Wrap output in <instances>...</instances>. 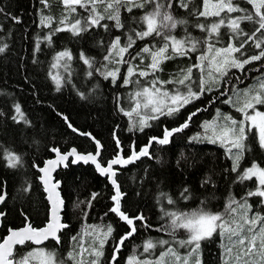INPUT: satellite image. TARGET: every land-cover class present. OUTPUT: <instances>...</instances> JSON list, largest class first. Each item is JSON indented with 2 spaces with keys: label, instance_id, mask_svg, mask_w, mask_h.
Instances as JSON below:
<instances>
[{
  "label": "trees",
  "instance_id": "obj_1",
  "mask_svg": "<svg viewBox=\"0 0 264 264\" xmlns=\"http://www.w3.org/2000/svg\"><path fill=\"white\" fill-rule=\"evenodd\" d=\"M136 2L143 3L144 0ZM155 2L171 3L172 7L165 10L171 12L177 21H185L170 29V36L178 40L190 37L199 43L195 51L186 46V55H175L169 50L171 58L163 60L160 71L149 72V75L159 74L162 78H169L191 68L194 81H198L200 71L193 65L201 61L199 57L205 56L208 44L226 47L233 35L227 23L221 26L218 34L211 36L198 25H204L207 29L221 18L227 20L249 13L254 15L255 11L246 0H233V4L242 11H225L221 16H200L198 13L204 11V0H149L143 8L132 7L131 4L120 6L124 24L122 29L115 28L114 21L105 19L101 23L109 25L107 31L104 27H92L74 36L70 31L55 29L64 27L61 21L65 16L68 23H74L77 19H86L89 10L77 6L75 13L68 14L61 0H47V7L41 0H0V47L4 48L0 52V192L4 189L6 194L1 235L7 231V226H20L26 219L34 226H41L46 221L48 206L35 165H40L51 156L52 147L64 150L75 146L81 151L94 150V143L75 130L89 132L100 141L102 149L99 160L105 163L116 154V140L126 156L130 152V145L138 149L149 138L161 137L165 128H179L185 121H188V126L173 133L168 144L153 142L149 155L118 170L116 181L123 193L122 210L130 217L143 219L135 220L136 231L121 244L115 261L112 258L116 241L128 231V227L110 211L111 187L89 164L68 163L56 172L64 198L62 216L67 227L59 232V242L45 244L48 249L45 248L54 253L55 260L59 255L57 259L61 258L62 264H78L76 257L83 240L87 243L96 241L92 235L94 230L111 226V235L97 264H128L125 258L130 254V248L138 249L148 240L156 244L154 254L157 249L164 248L156 243L160 240L168 241L167 246L175 249L178 255L189 254V248L194 245L181 246L178 243L179 240H186L188 234L186 229L173 228L169 213L190 214L203 210L217 212L221 218H226L230 207L236 206L238 209L243 204L241 201L247 200L254 207L253 210L260 211V217L264 216V203L261 201H264V197L247 195L254 192L255 180L239 179L240 168L252 161L264 167V150L256 140L254 131L246 133V150L235 172L232 171L233 160L220 144L193 139L203 120L212 119L219 109L226 107L224 100L234 87L249 84L264 75V58L246 64L243 69L228 70L218 87L204 91L198 99L184 105L173 115H157V119L149 121L148 126L141 130L131 128L125 115L128 85L124 82L123 74L128 63H122V69L121 63L117 65L119 72L115 81L111 77L105 78V64L109 70L114 69L115 66H112L116 64L103 59L108 44L115 36H120L122 43L127 42L129 35L135 39V44L126 55V60L132 65L143 55L149 56L145 53L135 60L130 59L145 46L155 50L157 47H152L154 42L164 45L162 35L153 34L143 39L134 35V31L145 28L140 18L153 10ZM217 2L208 1L210 5ZM182 3H187L188 7H181ZM128 8H132L131 12ZM97 10L104 13V5H98ZM42 17H51V22L42 24ZM256 27L252 21H241V28L247 34H251ZM49 36L50 41L45 39ZM101 41L103 46L100 45ZM233 42L238 46L236 40ZM65 49L72 53V59L63 60L62 68L65 64L69 67L58 73L61 78L58 88L53 79L52 65L56 54ZM81 52L94 58L91 67L80 59ZM243 52L255 55L259 49L250 41ZM196 92H199L198 88ZM16 105L20 107V114L16 112ZM256 107L264 110V104H257ZM192 113L196 114L188 120ZM9 152L20 157L16 167L8 165L6 153ZM93 193L96 194L95 198ZM169 199L172 203H169ZM251 210L247 209L246 214L251 216ZM222 236L224 234L216 230L212 236L200 241V264H226L228 261L234 264L233 260L228 259L233 255L226 251ZM31 247L30 244L17 247L14 252L16 262L21 261V250ZM69 253H72L71 258Z\"/></svg>",
  "mask_w": 264,
  "mask_h": 264
},
{
  "label": "snow or ice",
  "instance_id": "obj_2",
  "mask_svg": "<svg viewBox=\"0 0 264 264\" xmlns=\"http://www.w3.org/2000/svg\"><path fill=\"white\" fill-rule=\"evenodd\" d=\"M45 4V7L48 6L47 0H41ZM64 5L65 11L68 14L75 13L77 11V6L80 8H85L89 10V15L86 19L75 20L74 23H68V17L65 16L61 21V24L64 25L62 28H57L55 31H70L74 36L79 35L82 32L88 31L92 27H104L107 31L109 25L102 24L101 22L105 19L114 21V27L117 29L124 28V24L121 21L120 16V6L123 4H131L132 7L143 8L145 3H148L149 0H144L143 3H137L136 0H61ZM248 3L253 5L254 15L252 13L236 16L234 18H221L218 23H214L210 28L205 29L204 25H198L202 30H206L212 34H218L222 25L227 23V27L230 29L233 34L229 38V42L226 47L215 49L216 55L208 61L209 68L213 69L215 73L224 75L227 72V69L230 67L243 69L246 64H249L252 61H259L264 58V0H248ZM104 5V13H101L97 10L98 5ZM205 10L198 13L200 16H221L222 12L233 13L242 11L239 7L233 4V0H218V3L213 5L214 11H208V0H204ZM171 3L165 5L161 2H155V7L151 12H146L140 20L145 26L143 31H134V35L138 39H143L145 37L152 36L153 34L157 36L163 35V29H175L178 23H185V21H177L171 14V12L165 10L166 8H171ZM181 7L187 8V3H182ZM132 8H128V11L131 12ZM51 17H42L41 23L47 25L51 22ZM241 21H252L257 25L254 31L251 34H247L241 28ZM257 34H261L258 36ZM243 37V39H240ZM45 39L51 40V36L46 37ZM163 39L165 41L162 47H158L155 50L145 46L136 54L135 57H130L131 60H135L137 57L142 54H148L151 57V63L148 64V71L139 70V75L144 77L149 75V72L155 73L160 71V65L163 60L170 59L168 55L169 50L175 55H186V46L191 51H195L198 46V41L192 40L190 37L185 40H178L175 36L164 35ZM236 40L238 42L234 43ZM253 42L256 49H259L258 54L248 56L247 58L240 59L236 54L242 53V50L245 48V45L249 42ZM135 39L132 35H129L126 43H122L120 36H115L107 46V54L103 57L106 62L114 63H128V73L124 79L125 84L129 83V77H131L136 71V67L132 65L129 61L125 59V54L129 53V49L135 44ZM100 45L103 46V41L100 42ZM208 48L211 51L213 45L208 44ZM4 51L3 47H0V52ZM57 62L61 60H71L72 53L65 49L64 51L58 52L55 57ZM80 59L89 67L93 65L94 58L86 56L84 52L80 53ZM198 59L204 61L207 59L206 56H201ZM57 65L54 64L53 67ZM65 69H68V65H64ZM193 67H201V64H195ZM191 68L187 70L186 73H182L183 78L176 81H159L160 84L164 83H178L179 85H185L187 81L191 79ZM119 72L118 68L108 69L107 64L104 66V75L107 79L111 77L115 81L117 74ZM91 75V72H89ZM209 80H205L201 77L200 80V90L199 92L192 91L191 87L188 88L186 93H182L177 90L174 93H170L166 90L156 87L158 83L157 80L152 81L151 88L145 87L142 91L137 92L135 95L137 97H144V108H150L151 112L159 115H173L178 112L180 108L184 105L191 103L192 100L198 99L205 90L211 91L210 87L206 85L211 81L215 82V77L213 76V71L208 73ZM56 81L57 87L59 88L61 84V78L59 76L53 77ZM244 99L237 100L236 102L240 104L237 108V111L244 114V118L240 121L235 120L231 115H224L222 117L223 123L217 124L215 122H205L203 127L208 130L211 129L214 140L212 137L209 139L212 142L219 141L223 145H227L228 151L233 159L232 171H237L240 166V161L243 158V154L246 150V124L250 122L251 126L258 130L259 136V145L261 148H264V112L255 111V105L264 104V82L259 84V88L256 90L246 89L243 93ZM232 102L231 98L225 103ZM140 107V104L137 103V108ZM252 109L253 114H249L248 110ZM135 111V109H134ZM199 111V109L197 110ZM16 112L20 114L21 110L19 105H16ZM196 113L190 114L188 120H191L192 116ZM22 115V114H21ZM218 110V117H219ZM157 115L145 116L140 120L141 128L148 126V120L157 119ZM67 119V118H65ZM188 126V121H185L179 128H173L171 130L165 128L162 137H152L149 140V144L141 148L139 152H136L135 149L132 151V155L126 159L121 157L119 154L108 161L107 167L101 166L97 161V156L100 152V144L97 141V152L95 154L88 153L86 155L78 154L75 149L68 154H61L58 149H53L56 152V159L48 160L45 162V166L39 170L43 173L40 179L45 185V190L48 192V199L51 202V218L48 224L43 228H33L30 225L26 226L23 229L19 230H10V235L4 238L3 243H0V264H14L12 259L13 257V245L24 244L26 241H34L39 244L42 240H47L49 237L57 240L59 242V237L57 232L66 227V225L60 223L59 210L63 204V201L60 199L59 193L56 191L57 184L52 183L51 181V172L54 168L62 164L68 159L69 156H75V159L72 160V163L77 161H83L88 163L91 161L95 164L97 171L102 175H108L113 186L115 187V194L111 199L115 202L114 207L111 209L112 212H115L119 217L126 221L129 225L133 224V219H130L120 208V201L123 193H121L119 185H117L116 180L114 179L116 173L113 169V165H126L139 159L141 156L149 155L148 146L153 142L165 145L169 143V138L175 132L181 131L183 128ZM71 127V124H69ZM75 130V129H74ZM193 139H198L194 137ZM119 144V141H117ZM235 150V151H233ZM6 158L8 165L10 167H16L20 163V157L9 152L6 153ZM253 177L258 181V187L254 192H249L248 196H259L264 197V167L259 166L256 163H253L250 167L244 169L243 173L239 176L241 181L249 180ZM187 191V189H185ZM95 193H93V198H95ZM186 198V197H185ZM4 200V196L0 195V201ZM169 203H172L169 199ZM233 204L235 201L232 202ZM242 209H247L248 205L245 201L240 205ZM230 211L235 213L237 211L236 207H230ZM2 215V213H0ZM172 217V226L174 229L183 228L186 229L189 233L186 240H179L178 243L181 246L194 245L192 252H197L200 247V241L212 236L213 232L219 229L222 234L227 235L230 242L233 244V247L227 248L226 251L231 255L233 248H235L236 255L233 259L236 261V264H264V227H261L258 231H253L257 220L259 219L262 224H264V217H248L246 214L241 217L240 221H233L231 224H226L223 222L219 214H214L206 211H197L192 213H169ZM135 219H143V217H136ZM233 224L235 226H233ZM245 226H248L247 228ZM136 231L135 227L132 228V231L126 233L125 236L121 237L120 243L130 237ZM112 228L108 226L107 231L103 232L99 237L100 247L93 248L92 254L96 259H93L90 264H97L98 258L103 255L102 246L104 241L108 236L111 235ZM245 232L250 233L251 235H245ZM235 238V239H233ZM156 243L160 245H167L168 241L160 240ZM144 251L147 253L154 247V244L151 240L144 242ZM117 251L119 246H117ZM83 252V249L81 250ZM43 256V264H57V261L54 258V253H44L41 251ZM33 256V253H29L28 256L24 257L23 260L15 262V264H28L29 259ZM171 256L174 257L176 261L180 264H189L188 257L185 256L181 258L175 249L169 247L166 252H162L160 257L155 260L144 259L142 261L137 260L135 256L129 257L128 264H167L165 257ZM69 257H72V253H69ZM116 257L113 255V260L115 261ZM62 264V262H61ZM196 264H200L199 260H196ZM226 264H231V261L226 262Z\"/></svg>",
  "mask_w": 264,
  "mask_h": 264
},
{
  "label": "rangeland",
  "instance_id": "obj_3",
  "mask_svg": "<svg viewBox=\"0 0 264 264\" xmlns=\"http://www.w3.org/2000/svg\"><path fill=\"white\" fill-rule=\"evenodd\" d=\"M246 1L248 2V0H246ZM214 4H216V3H211V5H210V3H208V10L214 11L215 10L213 8ZM252 7H253V5H252ZM204 10H205V7H204ZM143 30H145V28ZM162 32H163L162 36L169 35L170 29H163ZM179 40H181V39H179ZM152 47L153 48L154 47L158 48V47H162V46H160L156 42H154L152 44ZM217 48H219V47L213 46L211 51L209 50V48H207V47L205 48V49H207L206 50V54H205L207 59H205L202 62L199 59L200 62L198 64H201V67H198L199 71H200V75H199L198 81H194V79L191 77V79L189 81H187L185 85H179L178 83H164V84H160L159 81H176V80L182 79L183 78L182 73H186L187 70L182 71V73H180L179 75H176V74L171 75L173 77L168 76L169 78H167V77L166 78H162L159 74L149 75V76H144V77L140 76L138 74L139 70H146L148 64L151 63V57L150 56L145 57L143 55L142 57H140L139 61L134 64V66L136 67L137 71L134 73V75H132L131 77L128 78L129 79V83H127V85H128V87H127V92H128L127 93V100L128 101L126 100L127 111H126L125 115L128 118V120H129V124H130L131 128H134V129L140 128L139 130H141L140 120L143 117L151 116V115H159V114L152 113L150 108H144V106H143L144 97L143 96L137 97L135 95L137 92L142 91V89L145 88V87L151 88L153 80H157L158 81V83L156 84V87L161 88L162 90H166V91H168L170 93H174L177 90H179L182 93H186L189 87H191L192 91L196 92V88H198V90H200L201 77H203L207 81V80H209V76H208L209 71H213V76L215 77V82L213 83V82L210 81L206 85V87H210L211 89L218 87L220 85V82H221V79H222L223 75H220L219 73H215L214 70L209 68V65H208V61L211 60V58L216 55L215 49H217ZM126 55H127V53L125 54V59H126ZM251 55H253V54L243 52V53H241L240 55H237V56L240 59H244V58H247L248 56H251ZM145 58H147V59H145ZM146 60H147V63H145ZM54 64H56L57 66L53 67ZM53 65H52L53 77L59 76L58 73H60V70L62 69V66H61L62 65V60L60 62H57L56 59H55L54 62H53ZM117 65H119V63H116L112 67L115 66V68H117L118 67ZM120 66H121V69H122L123 64L121 63ZM232 68H234V67L228 68L227 71L231 70ZM235 69L239 70L240 68H235ZM127 73H128V67H126L125 73L123 74V77H126ZM261 82H264V75L259 76L254 82H251V83L246 84V85H241V86L234 87L232 89V92L224 100V105H226V107L219 109L220 110L219 111V114H220L219 117H218V114H217V116H213L212 119L203 120L201 122L200 128L194 133L193 137H198V139H196V140H199V141L201 140V141L212 142L209 139V137H212L213 140H214L213 133H212L211 129L206 130L203 127L205 122H215L217 124H222L223 123L222 117L224 115H231L237 121L242 120L244 118V114L239 112V111H237V108L240 106V104L237 103L236 101L237 100H241L242 101L244 99L243 93H244V91L246 89H248V90H256V89H258L259 88V84ZM55 83H56V81H55ZM205 91H207V90H205ZM230 98H231L232 102L225 103V101L229 100ZM137 103L140 104L139 108H137ZM134 109H135V111H134ZM255 111L264 112V110L258 109L256 107V105H255ZM248 112H249V114H253V110L252 109H249ZM149 121L151 122V119L148 120V124H149ZM246 128L248 129L247 131H250V130L254 131V135L256 137V140L259 143L258 130L256 128L252 127L250 122H248L246 124ZM247 131H246V133H247ZM214 143L220 144L223 147V149L225 150V153L232 159V156H231V154L228 151V147L229 146L223 145L219 141H216ZM262 149L264 150V148H262ZM233 151H235V150H233ZM253 163H256L259 166L263 167L257 161H252L250 164L240 168V171H239L240 175L243 173L244 169L250 167ZM56 172H55V176H56ZM253 179L256 182V187L254 188L256 190V188L258 187V181L256 180L255 177H253ZM245 201L247 202V205L249 207L247 209L248 210L252 209L251 212H250L251 216L246 214V212H248L247 209H242L241 207L237 209V207L234 206V207H236L237 211L235 213H233V212H231L229 210V213H228L227 217L226 218H222L223 222L228 224V221L230 220L229 224H231L233 221H240L241 217L243 215H245V214L248 217H257V216H259L260 211L259 210L258 211L257 210H253L254 207L247 200H242L241 202L244 203ZM261 201H262V203H264L263 200H261ZM111 204H112V201H111ZM211 213L219 214L217 212H211ZM233 226H235V225L233 224ZM245 227L247 228L248 226H245ZM255 227H257V228L255 230L253 229V231H258L261 227H264V224H262L260 222V220H259L258 223L255 225ZM107 228H108V226H106L104 228L103 227H99V228H96L94 230V234H92V235H93V239L96 240L97 242L93 241V242L87 243V241L83 240L84 243L85 244L87 243V244L86 245L84 243L80 244V249L78 250V253H77L78 255L76 257V259L78 260V264H90V262L93 259H96L93 256V254H92L93 248H99L100 247L99 237L102 235L103 232L107 231ZM217 230L219 232H221L219 227L217 228ZM187 234L189 235L188 231H187ZM221 234H222V232H221ZM245 235H251V234L245 232ZM119 238L117 239L116 244H117ZM233 239H235V238H233ZM221 241L223 242V244L226 243V247H225L226 249L233 247V244L230 242V240H229L227 235L222 236L221 237ZM106 242H107V239L104 241L102 249H103V247H104ZM143 246L138 248L139 251H138V249L136 247H131L130 248V254H128L127 257L125 258L126 262L128 263L129 257H133V256H135L137 258V260H140V261H142L144 259L155 261V259H158L160 257V254L162 252H166L167 249L169 248L167 245H163L164 248L160 249V250L157 249V252L154 254L153 249L155 247L153 249H151L149 252L146 253L144 251V247ZM45 247L48 249L47 246H43V247L37 246V247H34V248H30V249L28 248V249L22 250L19 253V257H20L19 260H23V258L28 256L29 253H33V256L28 261V264H43V256L41 255V251L44 252V253H49L50 252ZM193 247L189 248V254H190V256H188L189 264H196V260L197 259L200 262L199 252L197 251V252L193 253L192 252ZM82 249H83V252L81 251ZM236 251L237 250L235 248H233V252L231 253L233 255V257L236 255ZM189 254H184L182 256L181 255H179V256L181 258H183V257H185V256H187ZM89 256H91V258L87 259V257H89ZM233 257H229L228 256V259L233 260L234 264H236V261L233 259ZM57 258H59V255L56 256V261H57V264H61V263H59V260H60V262H62L61 258L59 260ZM17 259H18V257H17ZM14 260L16 262L15 255H14ZM165 260H166L167 264H180V262L176 261L175 258L171 257V256L165 257Z\"/></svg>",
  "mask_w": 264,
  "mask_h": 264
},
{
  "label": "water",
  "instance_id": "obj_4",
  "mask_svg": "<svg viewBox=\"0 0 264 264\" xmlns=\"http://www.w3.org/2000/svg\"><path fill=\"white\" fill-rule=\"evenodd\" d=\"M70 128L73 129L72 126H71ZM75 132H77V133L80 134V135L87 136V137H88V138L94 143V145H95L94 150H92V151H81V150H78L75 146H70V147H69L68 149H66L65 151H61L59 148L54 147V148H51V149H50V152H51V154H52L51 156H49L48 158L44 159L43 162H42L40 165H38V166L35 165V168H37V171L39 172V175H38V181H39L40 184H41L42 190H43V192H44V198H45V200H46V202H47V206H48V210H47V219H46L45 223L42 224L41 226H37V227H36V226H33L28 220H26L25 223H24L23 225L19 226V227H10V228L8 229V232L3 236V238H2V239L0 238V243H3L4 238H5V237H8V236L10 235V230H19V229H23V228H25L26 226H29V225H30L31 227H33V228H37V229H38V228H43V227H45V226L48 224V222H49V220H50V218H51V207H52V205H51V202H50L49 199H48V192L45 190V185H44L43 181L40 179V177L43 175V173H42L39 169H40V168H43V167L45 166V162H46V161H48V160H54V159L57 158V157H56V152H54L53 149H58L59 152H60L61 154H68V153H70V152L72 151V149H75L76 152H77L78 154H82V155H86V154H88V153L95 154V153L97 152V141H98L99 144H100V146H101L100 149H99V152H101L102 145H101V143H100V141H99L98 139H96L95 137L92 136V134H90L89 132H80V131H78V130H75ZM154 137H155V136H154ZM151 138H152V137H151ZM151 138H149L148 141H147L144 145H142L140 148H138V149H135L134 147H131L130 153H129L127 156H123V154H122V147L120 146V142H119V144H118V143H117L118 140H116V146L118 147V150H117L116 154H115L114 156H112L111 158H109L105 163H102V162L99 160V157H100V154H99V156H97V161L101 164V166H103V167H107L108 161H110L111 159L115 158L118 154H119L121 157H123V158L126 159L127 157H129V156L132 155V151H133V149H135L136 152H139V150H140L141 148H143V147H145L146 145H148V144H149V140H150ZM150 146H151V145H150ZM150 146H148V152H149ZM142 157H146V156H141V157H139V159H141ZM74 159H75V156H69L68 159H67L66 161H64L62 164L57 165V166L54 168V170L51 172V181H52V183H56V184L58 185L57 188H56V191L59 193L60 199L63 201V204H62V206L60 207V210H59V213H58V214H59V217H60V223L66 225V226H67V224L63 222V216H62V211H63V209H64V198H63L62 195H61V192H60V181H59V179H56L55 172H56L59 168H64V167H66L68 161H70V163H72V160H74ZM139 159H136L135 161H137V160H139ZM135 161H133V162H135ZM133 162H131V163H133ZM78 163H81V164H83V165L89 164L90 166H92L93 169H94V171L96 172V174L99 175L100 177L105 178L106 181H107V183L111 186V188H112V192H113L112 196L115 194V187L113 186V184H112L111 180L109 179L108 175H106V174H105V175H102L99 171H97L95 164H93L91 161H89L88 163H85V162H83V161H77L76 163H72V164H78ZM131 163H128V164H126V165H123V164H121V165H113V169H114L115 173H117L119 168H124V167L128 166V165L131 164ZM114 179L116 180V175H115ZM116 183H117V185H118V182H117V181H116ZM120 191H121V190H120ZM121 193H122V192H121ZM0 195H3V196H4V199H5L6 194H5V190H4V189L2 190V192L0 193ZM112 196H111V197H112ZM121 199H122V197H121ZM3 201H4V200H3ZM3 201H0V206H1V204H2ZM111 201H112V206H111V208H110V211H111V209L114 207V204H115V202H114L112 199H111ZM120 208H121V201H120ZM121 211H123V210L121 209ZM123 212H124V211H123ZM0 213H2V215H0V226H1V219H2V217L4 216V210H0ZM113 213L116 215V217H117L120 221H122V222H124V223L127 224L128 228H129L128 232L132 231V228L134 227V224L129 225L126 221L122 220V219L119 217V215H118L117 213H115V212H113ZM124 213H125V212H124ZM125 214H126V213H125ZM126 215H127V214H126ZM127 216H128V215H127ZM128 217H129L130 219H133V222L136 220V219H135L136 217H130V216H128ZM138 217H139V216H138ZM64 228H65V227H64ZM62 229H63V228H61V229L57 232V236H58L59 232H60ZM128 232H126V233H128ZM126 233H124L121 237L125 236ZM133 234H134V233H133ZM133 234H132V235H133ZM132 235H131V236H132ZM131 236H130V237H131ZM121 237L119 238L118 243H117V246H119V250H121V243H120V239H121ZM128 238H129V237H128ZM128 238H127V239H128ZM50 239H51V240H54V241L57 242V240H55V239H53V238H51V237H49L47 240H50ZM47 240H42L41 243H39V244H37V243H35L34 241H31V240H29V242H31L33 245H41V244L45 243ZM19 245H21V244L13 245V251H14L15 246H19ZM117 246H116L115 249H114V255H115V257H117V252L119 251V250H118V251L116 250V249H117ZM12 259H13V258H12ZM13 261H14V259H13ZM112 261H113V258H112Z\"/></svg>",
  "mask_w": 264,
  "mask_h": 264
},
{
  "label": "flooded vegetation",
  "instance_id": "obj_5",
  "mask_svg": "<svg viewBox=\"0 0 264 264\" xmlns=\"http://www.w3.org/2000/svg\"><path fill=\"white\" fill-rule=\"evenodd\" d=\"M69 162H70V161L67 162V165H68ZM67 165H66V166H67ZM64 168H65V167H64ZM2 190H3V189H2ZM2 190H1V192H2ZM1 192H0V193H1ZM3 202H4V201H3ZM3 202H2V204H1V206H0V210H4V209H3ZM46 204H47V202H46ZM3 217H4V216H3ZM3 217H2V219H1V226H0V228L2 227V220H3ZM24 219H25V218H24ZM46 219H47V217H46ZM26 220H27V219H26ZM26 220H25V221H26ZM25 221H24V223H25ZM28 221H29V220H28ZM63 222L66 223L65 221H63ZM24 223H23V224H24ZM44 223H45V222H44ZM44 223H43V224H44ZM23 224H22V225H23ZM66 224H67V223H66ZM20 226H21V225H20ZM33 226H34V225H33ZM17 227H19V226H17ZM36 227H37V226H36ZM66 227H67V226H66ZM66 227H65V228H66ZM8 229H9V226H7V229H6L7 231H6L3 235L0 234V238H1V239H2L3 236L8 232ZM63 229H64V228H63ZM63 229H62V230H63ZM62 230H61V231H62ZM51 242H56V241L50 239V240H47L45 243H43V244H41V245H33L31 242L26 241V242H25L24 244H22V245L15 246L14 251H13V257H12V258L14 259V252H15V250L17 249V247H22V246H24L25 244H30V245L32 246L31 248H34V247H37V246H39V247H43V246H45V244L47 245V244H49V243H51ZM23 250H25V249H23ZM21 251H22V250H21ZM14 264H15V260H14Z\"/></svg>",
  "mask_w": 264,
  "mask_h": 264
},
{
  "label": "crops",
  "instance_id": "obj_6",
  "mask_svg": "<svg viewBox=\"0 0 264 264\" xmlns=\"http://www.w3.org/2000/svg\"><path fill=\"white\" fill-rule=\"evenodd\" d=\"M61 66H63V60H62V65ZM64 70H65V67L64 68H62L60 71L61 72H64ZM93 136V135H92ZM163 136V135H162ZM161 136V137H162ZM87 137V136H86ZM94 137V136H93ZM156 143V142H155ZM144 145V144H143ZM95 146V145H94ZM121 146V145H120ZM131 147H134V145H131L130 146V150H131ZM52 148H54V147H52ZM135 148V147H134ZM66 149H64V150H61V151H65ZM117 150H118V147H117ZM149 151H150V149H149ZM117 152V151H116ZM51 153V152H50ZM130 153V152H129ZM52 155V154H51ZM114 156V155H113ZM124 156V155H123ZM127 156V155H126ZM48 158V157H47ZM70 163V162H69ZM134 163V162H133ZM72 164V163H71ZM81 164V163H80ZM36 169V171H37V168H35ZM59 169H63V168H59ZM119 169H121V168H119ZM118 169V170H119ZM94 170V169H93ZM38 172V171H37ZM95 172V171H94ZM96 173V172H95ZM117 174V173H116ZM38 175H39V172H38ZM99 176V175H98ZM102 178V177H101ZM57 179V178H56ZM106 180V179H105ZM39 182V181H38ZM107 182V181H106ZM40 183V182H39ZM41 185V184H40ZM109 185V184H108ZM110 186V185H109ZM111 187V186H110ZM111 190H112V188H111ZM43 191V190H42ZM43 194H44V192H43ZM112 194H113V192H112ZM62 195V194H61ZM63 197V196H62ZM45 199V198H44ZM111 200V199H110ZM121 201H122V199H121ZM122 209V208H121ZM124 211V210H123ZM127 213V212H126ZM116 216V215H115ZM135 222V221H134ZM134 222H133V224H134ZM126 224V223H125ZM126 226H127V224H126ZM128 227V226H127ZM134 227H135V224H134ZM128 230H129V228H128ZM128 232V231H127ZM132 237V236H131ZM118 243V242H117Z\"/></svg>",
  "mask_w": 264,
  "mask_h": 264
}]
</instances>
